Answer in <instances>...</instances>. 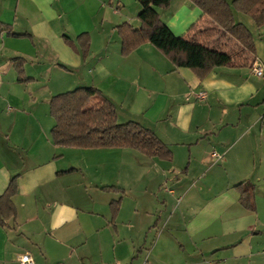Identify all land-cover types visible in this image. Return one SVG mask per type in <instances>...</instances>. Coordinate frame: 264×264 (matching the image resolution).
<instances>
[{
	"label": "crops",
	"instance_id": "obj_1",
	"mask_svg": "<svg viewBox=\"0 0 264 264\" xmlns=\"http://www.w3.org/2000/svg\"><path fill=\"white\" fill-rule=\"evenodd\" d=\"M140 10L137 0H0V24L30 36L0 27V195L18 175L0 264L23 253L35 264H264V25L233 9L262 76L216 67L200 79L149 43L121 55L116 27L138 28ZM156 10L176 36L203 18L190 0ZM82 33L85 58L65 41L77 48ZM16 58L31 82L17 80ZM82 86L112 101L119 123L150 129L172 160L55 146L50 99ZM245 181L253 211L235 188ZM110 186L121 191L102 189Z\"/></svg>",
	"mask_w": 264,
	"mask_h": 264
},
{
	"label": "trees",
	"instance_id": "obj_2",
	"mask_svg": "<svg viewBox=\"0 0 264 264\" xmlns=\"http://www.w3.org/2000/svg\"><path fill=\"white\" fill-rule=\"evenodd\" d=\"M202 11V17L189 27L186 33L176 36L162 22L156 8L166 9L170 0H137L141 10L137 17L138 28L129 23L116 27L121 39V55L127 56L145 43L151 44L175 67L191 69L203 79L216 67H250L255 58V45L251 32L233 17V9L250 17L256 26L264 25V0H190ZM208 22V24H206ZM12 37H28L16 34L11 26L0 24ZM65 41L77 50L82 58L88 53L89 35L77 37L76 46L65 37ZM17 80L28 83L32 79L25 75L23 60L13 59ZM101 100L89 107L92 97ZM49 114L54 119L51 138L55 146L83 149L131 148L147 157H157L171 161V150L148 128L136 121H117L116 109L112 101L103 96L94 86H82L51 97ZM71 170H68L69 172ZM66 172V171H65ZM18 175L10 178L5 191L0 195V226L7 227L15 222L17 209L13 197L17 193ZM241 205L250 211L255 210L254 185L245 181L238 183ZM111 191H121L116 187H103ZM120 201H112L113 218Z\"/></svg>",
	"mask_w": 264,
	"mask_h": 264
},
{
	"label": "built area",
	"instance_id": "obj_3",
	"mask_svg": "<svg viewBox=\"0 0 264 264\" xmlns=\"http://www.w3.org/2000/svg\"><path fill=\"white\" fill-rule=\"evenodd\" d=\"M251 70L257 76L263 75V70H262L261 66L256 62V60L253 62L252 66H251ZM198 96L200 98H203L205 95L202 92V93H199ZM18 261H19V264H35L33 257L29 253L21 254Z\"/></svg>",
	"mask_w": 264,
	"mask_h": 264
}]
</instances>
